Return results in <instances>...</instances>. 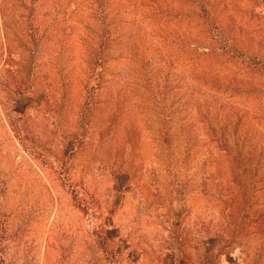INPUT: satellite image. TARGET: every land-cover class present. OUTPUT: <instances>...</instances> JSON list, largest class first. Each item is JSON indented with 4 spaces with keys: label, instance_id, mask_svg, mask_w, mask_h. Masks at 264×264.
<instances>
[{
    "label": "rangeland",
    "instance_id": "rangeland-1",
    "mask_svg": "<svg viewBox=\"0 0 264 264\" xmlns=\"http://www.w3.org/2000/svg\"><path fill=\"white\" fill-rule=\"evenodd\" d=\"M0 264H264V0H0Z\"/></svg>",
    "mask_w": 264,
    "mask_h": 264
}]
</instances>
